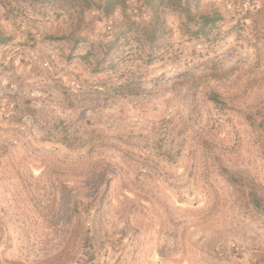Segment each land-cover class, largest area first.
<instances>
[{"label":"rangeland","instance_id":"1","mask_svg":"<svg viewBox=\"0 0 264 264\" xmlns=\"http://www.w3.org/2000/svg\"><path fill=\"white\" fill-rule=\"evenodd\" d=\"M138 2L127 0V13L146 21L149 12ZM194 2L200 12L214 7L224 16L213 41L174 31L175 59L161 48L149 60L148 48L130 29L131 39L105 57L119 10L108 17L88 10L73 32L76 18L52 5L0 0V29L13 36L0 44V264H55L64 255L70 229L84 225L82 217L73 218L71 198L79 189L75 183L86 180L80 165L89 152V161L110 162L114 174L97 184L108 188L106 242L124 226L122 213L143 227L139 245L123 236L119 260V252L101 258L110 264H189L179 253L184 210L204 206L196 181L218 178L196 148L198 135L210 130L232 164H261L242 112L264 102V0ZM167 20L177 22L174 15ZM99 59L115 65L94 72ZM124 78L141 82L140 101L107 105L95 93L83 107L78 102L91 85ZM210 87L228 99L225 107L205 101ZM76 129L78 143L69 139ZM235 230L249 243L264 242V226L245 221ZM206 235L197 228L190 236L195 242ZM234 249L247 262L250 250Z\"/></svg>","mask_w":264,"mask_h":264},{"label":"trees","instance_id":"2","mask_svg":"<svg viewBox=\"0 0 264 264\" xmlns=\"http://www.w3.org/2000/svg\"><path fill=\"white\" fill-rule=\"evenodd\" d=\"M139 8H145L149 12L146 21H138L127 13V0H22L24 3L47 6L52 5L58 13H68L76 18L77 26L83 23V14L92 9L101 11L104 17H108L116 10L121 12V18L113 20L112 36L105 49V57L109 56L117 46L128 39L127 30H131L133 39L140 47H147L146 56L149 60L157 56L161 48L169 50L170 58L175 59V51L171 44L174 31H177L181 38L205 39L211 43L214 30L219 28L224 19L222 13L214 7L208 12H200L195 0H138ZM41 11V9H39ZM167 15H174L177 18L175 26L167 20ZM13 36L6 34L0 29V44H8ZM93 68L94 72H101L104 67H112L115 63L99 59ZM184 70L181 76L186 75ZM85 96L78 102L81 107L86 102L92 101L90 96L98 93L106 97L107 105L118 100L132 99L140 101L141 82L130 78L118 81H103L101 84L91 85L81 91ZM205 101L215 107L223 108L227 105L228 99L222 97V93L215 87L207 89ZM75 101V100H74ZM136 102V103H137ZM72 105V104H71ZM74 105L71 106V108ZM246 124L254 132L255 140L258 143V154L261 164L255 162L244 164H232L226 151L216 142L215 135L209 131L200 132L196 140V148L205 162L209 164L218 177L213 180L209 178L199 179L196 186L199 187V194L204 200V206L193 210H187L183 216L184 225L181 234L180 260L187 258L189 264H264V242L259 245L257 242L249 243L244 235L238 234L235 229L241 228L247 221L248 224H255L257 227L264 226V102L263 105H246L242 112ZM92 132H89V134ZM70 137V134H68ZM78 143L81 139L79 130L71 133V138ZM75 142V141H74ZM92 151L96 147H91ZM89 159L90 152L87 156ZM96 157V156H95ZM88 158L81 162L80 168L87 180L91 175V183L82 180L75 183L79 188L71 198L73 206V218H83L84 225H73L69 231L71 244L67 247L64 255L56 259L55 264H110L108 257L119 252V260L125 251L126 244H123V236H127L129 245H139L140 234L143 229L140 224L129 222V215L122 213L124 226L114 232L112 242L104 239L106 229V218L104 216V198L107 197V190H100L97 186L99 180L110 175V162L100 158L89 161ZM98 159V160H97ZM88 181V180H87ZM90 182V181H89ZM124 202L128 199L122 194ZM191 213V216L189 215ZM239 226V227H238ZM189 227H194L188 232ZM197 228L205 230L207 235L200 237L198 241L191 240V233ZM104 232V233H103ZM188 232V233H187ZM234 239V240H232ZM107 243L109 245H107ZM236 248L245 252L249 251V259L243 262ZM112 248V250L108 249ZM110 250V251H109ZM111 252V254L109 253ZM109 253V254H108ZM193 260V263L191 262Z\"/></svg>","mask_w":264,"mask_h":264}]
</instances>
